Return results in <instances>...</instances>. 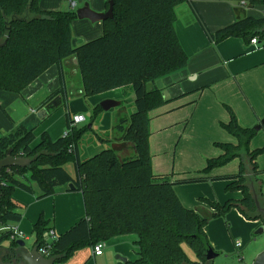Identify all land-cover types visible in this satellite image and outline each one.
<instances>
[{
    "label": "trees",
    "instance_id": "obj_1",
    "mask_svg": "<svg viewBox=\"0 0 264 264\" xmlns=\"http://www.w3.org/2000/svg\"><path fill=\"white\" fill-rule=\"evenodd\" d=\"M111 1L113 17L101 22L102 34L74 46L70 24L77 18L75 12L41 10L40 0H0V44L5 41L0 47L1 91L20 93L50 67L75 57L84 96L130 86L135 107L133 114L119 117L113 126L114 133L133 147L130 158L107 148L88 159H79L83 130L71 124L69 115L62 137L52 140L44 132L33 147V130L17 126L8 134L0 133V160L9 149L13 157L34 158L24 168L0 171V228L21 220L12 196L15 189L31 192L30 183L34 182L41 191L40 197H45L57 187L72 183L74 190L82 194L84 218L50 243L45 241V234L51 231L48 221L40 217L32 227L34 247L38 251L45 249L55 264H64L77 250L123 235H135L137 247V258L125 264H205V254L211 248L205 233L207 219L184 207L174 186L227 180L226 191H239L241 198L223 204L204 200L214 209L212 216L237 208L248 220H259L264 225V215L256 211L241 160L244 153L252 167V177L258 181L263 170H259L255 160L264 148H249L256 131L240 127L232 115L223 127L235 137L236 145L216 143L223 153L207 159L199 175L174 181L154 176L149 113L165 103L155 82L184 70L188 62L175 30L179 6L191 7L196 21L214 44L239 38L248 45L251 38L264 35V16H244L211 33L196 12L194 0ZM240 1L250 8L261 6L264 11V0H238L239 4ZM148 84L153 87L147 89ZM234 158H240L236 174L209 175ZM68 163L74 166L73 176L64 168ZM11 234L10 230L0 231V247L4 241L9 242L7 252L1 256L6 263L20 262L16 241L21 239H11ZM182 244L194 250L196 261L187 258Z\"/></svg>",
    "mask_w": 264,
    "mask_h": 264
},
{
    "label": "crops",
    "instance_id": "obj_2",
    "mask_svg": "<svg viewBox=\"0 0 264 264\" xmlns=\"http://www.w3.org/2000/svg\"><path fill=\"white\" fill-rule=\"evenodd\" d=\"M63 1L40 0L39 8L44 11L60 10ZM69 1L68 10H72ZM88 2L95 12L107 10V0ZM193 4L211 33L244 16L261 17L262 12L260 10L255 14L253 8L248 5L241 6L238 0H194ZM176 12L175 30L188 62L184 70L155 82L156 88L163 94L165 103L149 113L152 174L170 181L199 175L207 159L223 153L216 143L236 145L235 137L223 127L232 115L240 127L250 128L264 113V49L253 50L239 38H227L214 44L196 21L188 4L179 6ZM77 20L76 25H79L81 30L72 34L74 46L102 34L101 22ZM110 92H118L123 98L119 100V107L113 108L115 110L111 117L110 143L121 146L120 150L116 151L119 155L126 150L134 153L131 144L124 142L121 135L113 131L119 117H127L135 112L133 91L130 86H124ZM83 96L78 61L75 57L66 58L60 66L50 67L20 93L0 90V133L8 134L17 126L33 130L35 139L32 147L39 142L40 135L44 132L52 140L63 136L67 115L64 119L59 114L56 118H51L52 114L66 104L70 110V101ZM259 110L263 113L260 114ZM74 115L83 116L79 113L72 114ZM83 118L85 121L84 116ZM216 148H219L221 153L215 150ZM261 155L255 160L257 166L258 158L264 160ZM241 160L244 162L246 184L264 206V177L255 181L252 177V167L244 153L241 154ZM237 162L238 166L235 165ZM231 163L234 164L227 166ZM68 164L72 165L73 173L65 168ZM68 164L64 168L73 176L74 166L72 163ZM239 164L240 158H234L212 170L209 175L236 174ZM227 184L228 181L224 179L180 184L174 186V192L184 207L194 210L202 218H208L213 213L200 200L212 198V192L220 203L233 200L228 197V191L225 189ZM30 187L31 192L17 188L12 194L17 211L21 214V220L13 226L22 234L25 248L34 247L32 227L40 217L48 221L56 236L63 234L84 218L81 192L71 190L66 185L57 187L52 195L40 197L38 185L32 182ZM235 192L239 195V200L241 193ZM255 222L254 224L263 225L259 220ZM135 240V235L111 238L104 243L101 255L95 256L91 247H85L75 251L64 264H125L117 256L134 261L137 258ZM8 246L9 244L0 247V256L7 252ZM113 256L119 262H113Z\"/></svg>",
    "mask_w": 264,
    "mask_h": 264
},
{
    "label": "rangeland",
    "instance_id": "obj_3",
    "mask_svg": "<svg viewBox=\"0 0 264 264\" xmlns=\"http://www.w3.org/2000/svg\"><path fill=\"white\" fill-rule=\"evenodd\" d=\"M73 1L76 3V7L71 10L73 12L82 7L85 3L89 4L88 0ZM262 8L263 7L257 5L253 7L252 11L255 14H258V11L262 10ZM59 9L68 11V0H64L61 8ZM77 22V19H73L70 24L71 33L73 35L81 30L80 26L76 25ZM262 94L264 96V92ZM119 95L120 93L118 92L111 93L110 91H105L100 94L85 95L78 100L70 101V110L66 104L62 107V109L54 111V113L52 114L51 118H56L58 114L59 116L62 115V118L64 119L65 115L70 114L71 116H69L72 118V114L74 113H79L85 117V121L76 125L77 129L83 130V134L81 135L78 144V152L80 153V157L82 160L88 159L99 153L100 151L111 148L112 145H114L113 143L111 144L109 140L111 117L112 112H114L115 109L103 111L101 109H98V107L104 100H113L119 102V100L123 99L122 96ZM93 98H99V100L93 101ZM263 111L259 110V113L261 114L263 113ZM263 119L264 113L262 114V116H259V120H257V122H255V124H253L250 128L258 126ZM90 123V128H87ZM261 125L263 126H260V129L256 131V134L251 142V150L264 148V124ZM60 137L62 136H57L54 140ZM218 149L219 148H216L215 150L221 153V150ZM133 154L134 153L131 150H126L120 153L121 157L124 158L133 157ZM262 155L264 159V153ZM257 162L259 170H263V172L259 174L260 181L261 178L264 177V160L262 161V159L258 158ZM238 163L239 162H237L235 165L238 166ZM232 164L234 163H231V165L227 166L230 167L232 166ZM65 168L73 173L71 164L66 165ZM227 168L224 169L226 170ZM228 197L233 200H237L239 195L235 191H230L228 192ZM204 200L223 204L217 200L214 192H212V198H204L203 200H200V202H202V204H204L211 213H214V209L212 210L210 204ZM206 219L207 224L205 226V233L207 235L211 249L218 254V256L212 260L211 264H251L253 259L257 255L255 253H259L264 249V231L261 233H257L261 226L254 224L256 220H248L239 212L237 208H231L224 214H219L214 217L210 216ZM21 240L23 241L24 239L22 238ZM8 244V241H4L2 245L6 246ZM237 244H239V246H237ZM28 245V242H26L27 247ZM182 249L190 261H196V254L192 248H190L186 244H182ZM112 260L113 262H119L115 259V256L112 257Z\"/></svg>",
    "mask_w": 264,
    "mask_h": 264
},
{
    "label": "water",
    "instance_id": "obj_4",
    "mask_svg": "<svg viewBox=\"0 0 264 264\" xmlns=\"http://www.w3.org/2000/svg\"><path fill=\"white\" fill-rule=\"evenodd\" d=\"M113 9V2L111 0L108 1V8L105 12H95L93 11L87 3H85L82 7L78 8L75 11V15L77 19L83 20L87 19L91 23L96 22H103L105 20L111 19L113 17L112 14ZM5 45V41L0 44V47ZM153 87L152 84L147 85V89H151ZM120 102L113 101V100H104L100 103V108L103 111H109L113 108L119 107ZM261 124H264V119L260 122L258 126H255L253 129L255 131H258L260 129ZM88 128H90V124L88 125ZM115 151H119L121 146L112 145L111 147ZM33 159H26L21 157H13L11 155V149H9L6 153V156L0 160V171L5 168H11V167H19L24 168L28 166ZM68 188L71 190H74V186L72 183L68 184ZM253 195V200L255 203L256 211L260 215H264V206L260 203L258 197L255 193ZM264 231V225H261L260 229L257 231V233H261ZM17 244V254L20 257V262H4L0 256V264H55V260L53 257L46 258L43 255H41L36 247H33L31 249L25 248L24 242L22 240L16 241ZM218 256L217 253H215L211 248L208 249V251L205 254L206 263L205 264H211L212 260ZM118 259H120L122 262L126 263L128 260L126 258L117 256ZM251 264H264V249L260 251L255 258L253 259Z\"/></svg>",
    "mask_w": 264,
    "mask_h": 264
},
{
    "label": "built area",
    "instance_id": "obj_5",
    "mask_svg": "<svg viewBox=\"0 0 264 264\" xmlns=\"http://www.w3.org/2000/svg\"><path fill=\"white\" fill-rule=\"evenodd\" d=\"M240 5L243 7L246 6L244 1H241ZM69 7H70V9H73L75 7V2L70 0L69 1ZM261 15L264 16V11L261 12ZM248 46L253 50L264 49V35L261 37L255 36V37L251 38ZM83 121H84L83 116L74 115L71 118V124L72 125L79 124ZM2 230H10L12 232L11 239H22V234L20 233V231L15 226L7 227V228H0V231H2ZM56 237L57 236L54 234L53 231H49L45 234V241H47V243H50L53 240H55ZM237 246H239V244H237ZM103 247H104V242H99V243L95 244L92 248L93 254L95 256L101 255ZM38 252L41 255H43L44 257L48 258V253L45 249H40Z\"/></svg>",
    "mask_w": 264,
    "mask_h": 264
}]
</instances>
